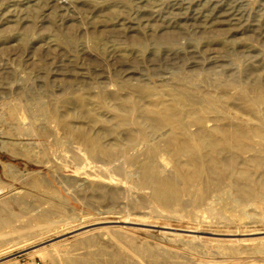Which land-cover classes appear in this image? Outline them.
<instances>
[{
  "label": "rangeland",
  "instance_id": "1",
  "mask_svg": "<svg viewBox=\"0 0 264 264\" xmlns=\"http://www.w3.org/2000/svg\"><path fill=\"white\" fill-rule=\"evenodd\" d=\"M175 80L213 89L227 81L264 114V0H0V209L13 214L0 237L15 245L0 264H103L116 255L120 264H264V166L250 165L251 186L226 174L206 176L200 189L189 176L165 202L140 180L142 144L95 160L55 120L72 95H124L136 84L171 95ZM241 103L231 118L249 125L255 118ZM100 113L97 126L113 124L110 111ZM255 151L239 153L237 166ZM172 153H156L162 175L187 160Z\"/></svg>",
  "mask_w": 264,
  "mask_h": 264
},
{
  "label": "bare ground",
  "instance_id": "2",
  "mask_svg": "<svg viewBox=\"0 0 264 264\" xmlns=\"http://www.w3.org/2000/svg\"><path fill=\"white\" fill-rule=\"evenodd\" d=\"M233 80L230 81L232 84ZM226 82L218 84V88L213 89L207 86L203 88L188 83L186 80H175L171 85L175 93L171 95L160 91L161 88L159 89V87L155 89L153 86L150 87L145 84H136L133 90L131 89L124 95H119L121 93L117 94L113 91L79 93L63 100L67 102V108L62 113H58L56 110L57 119L55 120L66 128L69 136L82 141L89 155L96 157L95 160H110L120 152L142 144L145 157L139 162L140 180L151 185L155 195L165 202L171 201L181 190L187 189L189 176L194 184L199 185L200 189L203 188L201 186L205 185L206 176L208 181H215L214 179L218 180L226 174H232L240 182L251 186L253 180L249 170L250 165L254 167L257 165L264 166V114L259 115L257 112H253L254 110L252 111L250 108L252 105L244 102L246 99L243 100L242 93H239L241 91H238L239 95L232 94L234 92L231 93L228 90L229 86ZM256 84L258 83L256 82ZM196 89H199L200 93H196ZM232 103L245 105L244 114L246 116L252 114L255 118L253 122L245 125L242 120L231 118ZM8 108L12 114L17 115L20 112L18 106L10 105ZM101 110L111 112L113 124L97 126L102 121ZM258 110L260 111V109ZM51 116L48 115L49 119ZM18 117L20 116L18 115ZM81 121L95 128L88 130L73 123H80ZM225 121H228L229 125ZM2 145L7 146L6 141H2ZM161 148L171 150L175 156L179 155L180 152H185L188 154L187 160L183 163L175 162L171 174L162 175L161 168L155 158L157 151ZM254 148L256 154L246 158L247 166L238 167L236 160L239 153ZM221 151H226L225 156L221 154ZM131 158L133 157L131 156ZM183 167L191 170L190 175L185 172L186 170H183ZM12 218L11 212L3 213L0 209V232L3 226L10 224ZM174 237L178 238L179 236ZM80 240L79 242H81ZM83 241L91 242L92 240L85 239ZM7 242L6 239L0 237V252L15 246H9ZM262 248L264 246H261ZM32 251L41 253L43 256L46 255L44 249L43 252L39 248ZM228 251L230 250L228 249ZM54 257L50 256L51 259ZM122 259L116 255L109 256L106 261L101 260V262L103 264L104 262L120 264Z\"/></svg>",
  "mask_w": 264,
  "mask_h": 264
},
{
  "label": "built area",
  "instance_id": "3",
  "mask_svg": "<svg viewBox=\"0 0 264 264\" xmlns=\"http://www.w3.org/2000/svg\"><path fill=\"white\" fill-rule=\"evenodd\" d=\"M30 264H51L46 259H41L39 257H34L32 261H30Z\"/></svg>",
  "mask_w": 264,
  "mask_h": 264
}]
</instances>
